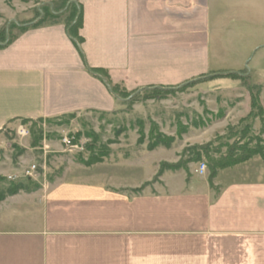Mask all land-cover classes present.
Here are the masks:
<instances>
[{"label":"crops","instance_id":"0c3cea01","mask_svg":"<svg viewBox=\"0 0 264 264\" xmlns=\"http://www.w3.org/2000/svg\"><path fill=\"white\" fill-rule=\"evenodd\" d=\"M70 2L82 9L83 58L63 21L18 32L0 48V136L22 120L57 124L73 115L63 125L69 128L78 117L120 115L126 103L89 69L105 70L112 84L140 93L242 71L249 51L264 46V0ZM245 27L251 37L263 34L249 51L230 44L244 37ZM214 80L201 82L206 93L216 88L207 87ZM139 107L143 102L131 105L134 112ZM124 128L116 127L114 153L101 163L70 160L38 189L0 200V264H264V155L218 171L213 187L208 171L197 173L199 163L152 182L159 164L179 161L181 147L175 140L134 153L123 143ZM171 128L160 119V132L174 134ZM195 128L187 132L208 125ZM155 154L160 159L149 162ZM18 161H1L0 176L17 175Z\"/></svg>","mask_w":264,"mask_h":264},{"label":"rangeland","instance_id":"374dc122","mask_svg":"<svg viewBox=\"0 0 264 264\" xmlns=\"http://www.w3.org/2000/svg\"><path fill=\"white\" fill-rule=\"evenodd\" d=\"M64 1L66 0H57L56 2H53L51 4V8L60 10L63 6L61 3ZM42 5L43 4L40 3V0H0V45H3L6 43V40L12 39L14 36L18 35L17 25L25 26L35 22L39 18L37 16ZM246 5H248V3L245 4V10L248 9ZM247 13L248 11L246 14ZM59 21H63V17L59 19ZM263 25L264 20L262 19V29L264 28ZM232 30L233 32L234 30L236 31L235 26L231 27L229 32H232ZM254 36L251 37L249 28L245 27L244 37H239L238 41L230 44L232 46H236L237 48H244L249 51V47L252 43L258 39L263 41V34H261V37H257L255 34ZM248 55L249 56L246 60L247 62L244 64V69L241 72H245V74L249 76L248 81L250 83L261 87L260 104L264 110L263 44L257 45L254 49L252 48ZM249 71L250 74L248 73ZM230 82H234L237 87L235 89L222 87L223 90L221 87L218 88L219 86H223L225 83L228 84ZM175 86L177 85L165 87ZM207 87L216 88H212L210 93H206L204 85H202L201 82L195 81L194 83L184 85L180 91H172V93L168 94L163 99L141 100V102H143V107H139V111L137 112H134L133 108L124 105V109L120 112V115L108 117L88 115L78 117L76 120H73V125L69 128H65L63 125L59 126L56 122H52L50 120H41L42 122L39 124L40 127L39 125H36L33 128L29 122L26 124L19 122L15 128L13 127L11 129H7V131L2 133L0 136V162H7V166H11L17 163L18 157L22 158L18 161L19 165H16V167L20 170L17 175L13 177L1 176L5 183H0V190L4 192L9 181L13 183L27 178L24 171L31 166H34V173H32V177H30V179L34 184H42L46 180L49 181L51 178L57 176L65 167L66 163L70 162V160L74 161L78 158H80V160L86 159L89 156L90 151L88 147H91V145L94 150H98L100 146H106L109 154L114 153L111 152L109 146L112 145V143H108L117 140L118 137L115 135V132L118 131V129H116L117 126L121 128L122 126L123 128L125 127V137L123 143L124 145H127V149L132 148L134 153L142 151L141 154L145 151L146 146L141 147V145L137 143V139L139 137L137 130L140 127L143 128L141 136L143 139L142 144H146L148 141V130L152 124L157 126V133L173 138V142L175 140L177 141L176 147H181L180 155L182 150L186 147L185 145L188 143H192L194 141L204 142L209 138L211 141L215 137L220 138L221 136H225L228 133V128L238 127L239 120L244 118L249 112L248 92L241 81L229 80L226 78H218V80L215 79ZM142 92H137L136 94L140 97ZM135 102H132V105ZM124 112L127 113L126 116L123 115ZM169 112L172 114L165 115V113ZM175 113L177 114L176 116L173 115ZM66 119L68 118H63V120ZM160 119H162V121H166V124L171 123V127H173L171 129L174 134H164L160 132ZM67 121L68 123L70 122V120ZM20 125L28 130V137H18L16 134V128ZM206 125H208V128L204 130V132L199 133L196 131L194 132V130L190 133L187 132L191 128ZM129 127L134 130L136 129V133H130L128 131ZM262 127H264V116L262 119H254L251 122L250 135L264 140V133H262L263 131H260ZM31 130L33 133L32 135ZM77 134H79V137L76 139L75 136ZM92 134L98 136L95 145L92 142ZM41 135V141H37L36 145H31V138L35 137V139H37L38 136ZM62 135L73 137L75 143L78 145V149L69 151L60 145L59 139ZM219 141L231 144L233 139L226 141L221 138ZM44 144L48 146L50 145L47 150H43ZM52 144H57V147L51 146ZM112 148L116 147L112 146ZM222 150L225 151V148ZM159 157L160 156L158 154L151 155L149 157V162H151L152 159L154 161H158V159H160ZM145 167H148L149 172L150 169H152L150 164H145L144 171ZM156 181H158V179L155 181L152 179V182Z\"/></svg>","mask_w":264,"mask_h":264},{"label":"trees","instance_id":"16d2710c","mask_svg":"<svg viewBox=\"0 0 264 264\" xmlns=\"http://www.w3.org/2000/svg\"><path fill=\"white\" fill-rule=\"evenodd\" d=\"M63 6L58 11L51 8V4H43L41 6V10L37 17H39L35 22L30 25L25 26H18V32L25 31L29 28H36L41 27L47 24H55L60 22L59 19L63 17V23L66 29V33L68 37L73 41L76 45L80 56L83 58V54L80 49V45L82 43V38L79 35V30L82 25V9L81 5L77 2H70L67 3V0L61 3ZM56 5V4H53ZM12 38V37H11ZM6 40V43L0 45V48L5 47L8 45L13 39ZM5 40V39H4ZM3 40V41H4ZM89 72L94 74L97 78H99L110 90V92L117 98L123 100L128 107H131L132 102L141 101V100H150V99H163L168 94L172 93V91H180L184 85H188L191 83L196 82H205L209 79H216V78H226L229 80H239L245 86L248 96H249V112L247 115L239 120L238 127L236 128H228V133L225 136H221L220 138L215 137L213 140L208 141L202 145H193L185 147L180 155V159L178 162L174 164L168 163H161L157 174L153 178V181L157 180L158 177L164 171H176L179 169L187 171V165L189 163H204L206 165L208 171V182L211 187L212 180L214 179L216 173L222 169L231 168L235 165L244 163L250 160L254 156L262 157L264 154V140L260 138H255L250 135L251 132V122L254 119H262L264 116V110L260 104V92L261 87L256 84H252L248 81V75L245 72H228L223 74H214V75H203L198 77L195 80L186 82L182 85H177L175 87H151L148 89L143 90L141 96L139 97L137 91H127L121 85L112 84L107 76V72L102 69H89ZM247 81V82H246ZM68 119L60 120L57 125H65L68 124L67 120L73 119V115L66 116ZM22 123L26 124L29 122L31 127H35L39 125L42 121L41 119L36 120H22ZM240 125V126H239ZM40 127V125H39ZM38 127V128H39ZM33 130V129H32ZM31 130V135L33 134ZM40 130V128H39ZM260 131L264 133V127L261 128ZM143 132V128L140 127L137 130V134L139 137L137 139L138 144L143 143V139L141 138ZM157 126L153 124L150 125L148 130V141L146 143V150L152 151L157 147L163 146L165 148H169L173 143V138L166 137L163 134L157 133ZM116 137H118L121 133L120 129L115 132ZM90 135V134H89ZM92 142L96 143L98 136L91 135ZM33 137V136H32ZM79 134L75 136L77 139ZM228 141L229 139H233L231 144L222 143L219 141L220 139ZM42 135L38 136L37 139L35 137L31 138L32 143L31 145H36L37 141H41ZM114 143V141L109 142ZM217 143V144H216ZM225 148V151L222 149ZM89 156L86 159L78 158L74 160V162L79 163L84 166H91L97 163H101L104 158L109 156V151L106 146H100L98 150H94L93 146L88 147ZM81 157V156H79ZM0 183H5L4 179L0 176ZM7 184V183H6ZM146 185L144 184L138 189L133 190L134 192H139L143 189ZM39 188V184H34L32 180L27 177L24 180H18L15 182L9 181L7 187L5 188L4 192L0 190V200H3L6 196H11L16 194L19 191H32Z\"/></svg>","mask_w":264,"mask_h":264},{"label":"built area","instance_id":"2783aa9c","mask_svg":"<svg viewBox=\"0 0 264 264\" xmlns=\"http://www.w3.org/2000/svg\"><path fill=\"white\" fill-rule=\"evenodd\" d=\"M16 134L20 138H24V137L29 136L28 130H26L21 125L18 126V128H16ZM59 143H60V145H62L63 147H65L69 151H74V150L78 149V145H77V143H75L74 138L67 136V135L61 136L59 139ZM48 148H49L48 145H46V144L43 145V150H47ZM206 171H207L206 165L204 163H199L198 168H197V173L199 175H203L206 173ZM32 173H34V166H31L30 168H28L24 171V174L29 178L32 177Z\"/></svg>","mask_w":264,"mask_h":264}]
</instances>
